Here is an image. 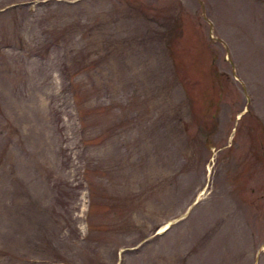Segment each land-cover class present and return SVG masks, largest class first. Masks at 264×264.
Wrapping results in <instances>:
<instances>
[{"label": "rangeland", "instance_id": "obj_1", "mask_svg": "<svg viewBox=\"0 0 264 264\" xmlns=\"http://www.w3.org/2000/svg\"><path fill=\"white\" fill-rule=\"evenodd\" d=\"M0 264H264V0H0Z\"/></svg>", "mask_w": 264, "mask_h": 264}, {"label": "bare ground", "instance_id": "obj_2", "mask_svg": "<svg viewBox=\"0 0 264 264\" xmlns=\"http://www.w3.org/2000/svg\"><path fill=\"white\" fill-rule=\"evenodd\" d=\"M166 227V226H165ZM164 228V227H163Z\"/></svg>", "mask_w": 264, "mask_h": 264}]
</instances>
